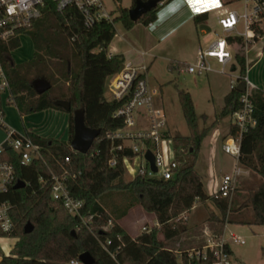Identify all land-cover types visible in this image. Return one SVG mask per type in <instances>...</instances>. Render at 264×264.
I'll list each match as a JSON object with an SVG mask.
<instances>
[{
	"label": "trees",
	"instance_id": "1",
	"mask_svg": "<svg viewBox=\"0 0 264 264\" xmlns=\"http://www.w3.org/2000/svg\"><path fill=\"white\" fill-rule=\"evenodd\" d=\"M135 0L131 1L134 6ZM168 3V2H166ZM129 7V8H130ZM129 8H119L113 15V21H121L125 28H131L135 22L128 16ZM161 6L142 15L136 22L147 25L156 19ZM206 13L194 16L195 23L204 21ZM28 34L34 45L33 58L25 63L16 64L11 52L19 47V37L0 42V62L10 83V92L23 114L47 109L60 110L68 114V140L43 137L30 134L42 147L43 159L30 165H20L13 161L17 177L25 182V187L10 188L0 195V202L10 203L9 216L13 229L8 234L0 232V237L17 239L8 255H2L0 264H71L78 260L81 253L87 251L95 259V264H208L212 260L188 259L186 251L178 252L181 238L188 231L181 215L188 212L195 203L211 201L219 210L220 218L210 214L209 220L217 223L218 233L227 220L229 212H238L250 208L253 217L250 225H264V92L254 89V117L256 125L245 133L241 140L238 162L251 168L261 177L256 188L246 189V195L222 197L219 192L206 194L201 176L196 169L202 141L211 125L200 128L199 117L195 112L188 91L178 90V100L189 129L185 136H172L173 146L179 150L178 168L172 178H150L137 174L124 181L125 169L118 156L114 167L108 165L110 141L105 138L106 131L122 126V120L113 117L118 103L108 101L104 96L107 78L118 72L123 57L108 55V46L115 35L113 25L100 20L91 27L84 25L83 15L74 6L57 11L52 0H45L41 16L32 26L18 31ZM263 35L264 31L259 30ZM235 43V58L245 70V59L241 53V39L229 37ZM50 58L61 65L57 68ZM172 67V66H171ZM56 69L58 75L56 78ZM173 68V67H172ZM45 79L50 88L38 94L33 82ZM62 82L58 84L59 82ZM56 86V90H54ZM240 92L230 90L225 96L218 117H225L240 106ZM55 100H67L70 110L55 106ZM83 109L84 123L87 127L100 129L86 154L73 151L70 140L73 135V111ZM202 120L205 115H202ZM230 126L228 135L234 134ZM69 158V161H65ZM68 172L65 178L70 195L83 202L81 215L72 216L62 203L52 200L49 189L51 172L60 175ZM46 180L44 185L39 178ZM130 190L136 197L133 203L122 209V204L114 200L113 207L100 202L103 194L111 190ZM239 189L236 188L235 191ZM134 205H139L154 214L157 225L150 231L139 233L132 238L119 225ZM29 221L33 230L24 233V225ZM73 232V233H72ZM162 235V239L158 238Z\"/></svg>",
	"mask_w": 264,
	"mask_h": 264
},
{
	"label": "built area",
	"instance_id": "2",
	"mask_svg": "<svg viewBox=\"0 0 264 264\" xmlns=\"http://www.w3.org/2000/svg\"><path fill=\"white\" fill-rule=\"evenodd\" d=\"M52 1L57 11H62L68 6L76 7L83 15L86 27H91L100 20H107L114 27L113 15L106 10L102 0ZM172 1L160 0L157 6L162 8ZM235 2L242 4V12L227 9L220 14L217 19L220 32L206 48L197 51L196 60L192 63L173 62L171 66L179 73L215 72L227 75V67H230L229 72L232 74L237 73L236 76L228 74L230 90L236 89L239 83L244 84L245 90L240 92L239 108L230 114L231 126L235 128V132L223 140L221 149L238 161L242 137L256 125L252 92L257 87L248 77L250 63L248 54L251 47L263 36L259 30L264 31V0H222L224 5ZM44 5L45 0H0V42H7L17 36L18 31L31 27L41 16ZM154 25L153 21L146 26L151 29ZM229 37L241 39L242 54L245 59L244 72L241 71L235 58V43L228 41ZM212 60L218 64V68L213 66ZM147 71L146 64L123 61L119 71L107 78L104 93L107 92L108 97L105 94L104 96L108 101L118 103L113 117L121 119L123 123L121 127L105 132V138L111 143L108 165L114 167L119 155L123 166L125 162L133 165V160L137 158L139 164L135 175L144 174L150 178L169 179L174 176L178 168L179 150L173 146L164 110L154 103L157 91L150 86ZM13 100L8 77L0 62V133L3 134L2 137L0 136V195L13 188L19 180L13 161L16 160L20 165L26 166L35 160L43 159L42 147L31 138L30 134L26 131H17L5 122L4 107ZM147 151L153 155L155 172L145 158ZM65 161H69V158ZM242 173L241 167L235 165L230 173L223 175L216 192L222 197L231 196L236 189L235 182ZM67 175V171L60 175L51 172L49 181L51 199L62 203L67 213L78 216L82 223L86 224L87 219L81 215L83 202L72 197L66 187ZM39 183L44 185L46 180L40 177ZM9 209L8 201L0 202V232L3 234L10 233L14 226L9 216ZM141 230L149 231L146 226H142ZM230 242L242 245L245 240L235 233L227 236L219 233L203 246L187 250L186 256L192 260H207L211 255L212 260L208 264H236L229 249ZM71 264L81 263L76 260Z\"/></svg>",
	"mask_w": 264,
	"mask_h": 264
},
{
	"label": "rangeland",
	"instance_id": "3",
	"mask_svg": "<svg viewBox=\"0 0 264 264\" xmlns=\"http://www.w3.org/2000/svg\"><path fill=\"white\" fill-rule=\"evenodd\" d=\"M131 1L132 0H102L106 10L108 12H112L113 15L118 14L120 7L129 8L131 6ZM183 1L189 9L195 11L196 15L203 13L202 10L205 9L209 2L208 0ZM213 4L214 10L218 9L220 11L221 7L227 6L228 9H235L238 13L242 12V4L239 2L224 5L222 4V0H215ZM134 26L133 30H129L124 27L121 21L115 22L114 27L117 35H115L111 40L112 44L117 47L121 46L130 48V45H135V41H141L145 35L149 34V31L147 30L148 28H146L145 24L135 22ZM201 28V24H197L193 20H187L177 28L174 35H172L165 43H161L159 45L160 48H163V51H159V54H157L156 51H154V53L157 55H165L167 58L172 60L192 63V50L190 47L195 42L197 43L198 35L201 34ZM206 29L211 32L213 30H219V26L214 20L208 24ZM119 34L122 35L123 39L119 36ZM17 37H19L20 45L11 52V55L16 64H22L33 58L34 45L28 34L23 33L17 35ZM241 53H243V51H241ZM50 60L56 64L57 68H61L58 61L53 58H50ZM227 68L228 74L233 76L237 75L236 72L233 74L229 72L230 67ZM53 70L56 72L55 75L57 78L58 73L55 68H53ZM228 74L222 75L214 72H210L208 74L179 73L176 69L172 68L171 65H168V62L165 59L156 58L153 61L148 71V79L150 86L157 91V94L154 96V103L156 106L164 110L167 116L169 134L171 136H185L189 134V129L178 100V90H185L191 94L195 112L199 117V126L200 128H205L208 127V125H211L215 118L214 114H217L222 107L223 93L230 89V76ZM60 83L62 82L60 81L58 84ZM54 88V90H56V86ZM105 96L108 97L107 92L105 93ZM58 111L61 114H66L63 111ZM52 114L53 109L23 114L18 111L14 100L12 103H8L4 107L5 122L11 128L21 132L26 131L28 134L37 136L64 138L66 135V125L62 120L54 119ZM202 115L209 117H204L202 120ZM223 123L226 125L227 120L224 119ZM56 129H61V133L56 134ZM210 133L207 136L206 142L210 140V135L212 134ZM218 152L220 153L222 151ZM133 163V165H130L128 162L124 163V181L130 180L135 175L134 173L137 169V165L139 164V159H134ZM245 195L246 193L243 196ZM238 196L241 198L240 194H235V198ZM114 200L117 202L119 200V203L122 204L121 210H124V207L133 203L136 200V197L130 190L124 189L108 191L100 198L101 204L108 207V211L112 214L113 211L110 210L109 207H113ZM199 205L204 206L203 203H199ZM143 211L142 207L134 205L124 216L122 225L128 228L131 234L141 232V225L143 222H147L146 225L148 226L149 219L146 216H141L143 215ZM186 214L187 212L181 215L183 224L186 220ZM126 228L124 229L128 233ZM240 235L244 238L245 244H236L238 251L240 253L243 251L247 252V257L249 259L248 262L250 264H264V238L251 237L252 232L250 231H246ZM16 240L17 239L13 237L0 238V255L7 253L9 247L13 245Z\"/></svg>",
	"mask_w": 264,
	"mask_h": 264
},
{
	"label": "crops",
	"instance_id": "4",
	"mask_svg": "<svg viewBox=\"0 0 264 264\" xmlns=\"http://www.w3.org/2000/svg\"><path fill=\"white\" fill-rule=\"evenodd\" d=\"M208 1V5L205 7V9L202 10L203 13L207 14V17L204 21L197 23L202 25V28L200 30L202 35L199 34L197 38V43L195 42L190 47L192 50L193 62L196 60L197 51L200 48H206L216 38V34L220 32V30H213L209 32L208 29H206L208 24L214 20L217 22V19L220 14L224 12V10L228 9L227 6H225L221 7L220 11L218 9L214 10L213 2H215V0ZM194 16H196L195 11L189 9V7L185 4L183 0H173L168 5L159 9L156 14V19L154 21V28L149 29L146 26V28H148L147 30L149 31V34L145 35V37L141 39V41H135L134 44L136 46L130 45V48L121 46L117 47L116 45H113L111 41L110 45L108 46V54L121 55L124 61H130L133 64H146L148 66V71L150 65L156 58L167 60L168 65H172L173 62L186 63L185 61L172 60L167 58L165 55L157 54H159V51H163V48H160L159 45L161 43H165L172 35H174L177 28L181 24H183L187 20H193ZM134 27L135 26L133 25L131 28H129V30H133ZM115 35L117 34L115 33ZM119 36L122 38V35L119 34ZM140 45L144 47H141ZM154 51H156L157 54L154 53ZM248 55L250 59V63L248 65V77L259 90H262L264 92V33L261 40L251 47ZM212 63L215 68L219 67L218 64L215 63V61L212 60ZM229 91L230 89L223 93V101L224 96ZM218 113L214 114L215 118L213 122L215 123L212 125L211 129L208 131L206 137L202 141L198 161L196 164V169L201 176L205 193L212 194L217 191V188L221 183L223 175L230 173L235 165H239L243 171L242 175L235 182V188H238L239 190L234 191L231 197L234 198L235 194H240V197L242 198L243 195L246 193V189L256 188L259 185L261 177L251 168L242 165L233 157L228 154H225L222 151L221 145L223 140L228 136L231 121L230 115L220 118L217 116ZM52 115L54 119L62 120L66 125L65 137L58 139L67 141L68 114H61L58 110L53 109ZM206 117L208 118L209 116ZM224 119L227 120L226 125H224L223 123ZM55 133L60 134L61 129H56ZM209 133L211 134L210 140L206 142ZM218 151H222L220 152L221 154ZM241 198H239L238 196V201L241 200ZM203 204L204 206L199 205V203H195L192 208L187 212L184 224L188 228V231L181 238V241L178 246V252L182 250L187 251L191 248L198 246H203L208 240H210L219 233H223L225 236L229 235L230 233H235L241 236L240 234H243L246 231H250L252 232L251 237L264 238V225L248 224V222L251 221L253 217V213L250 208H246L238 212H229L227 215L226 222L223 224L221 231L218 233L217 223L215 221L209 220L208 217L210 216V214H213L220 218L219 210L209 200L203 202ZM141 216H146L149 219L150 223V225L148 223L147 226V222H143L141 228L142 226H146L150 231L153 226L157 225L154 214L145 213L143 211V215ZM122 220H124V217L118 220V223L122 227L126 228L122 225ZM126 230L132 238L136 237L139 233L142 232L141 230V232L131 234L128 228H126ZM158 238L162 239V235L158 234ZM11 246L9 247L7 253H5L4 255H8ZM229 249L232 254V258L236 262V264H250L248 262L249 259L247 257V252L243 251L240 253L237 249L236 244L230 242ZM1 257L2 255H0V259ZM180 264H183L181 259Z\"/></svg>",
	"mask_w": 264,
	"mask_h": 264
},
{
	"label": "water",
	"instance_id": "5",
	"mask_svg": "<svg viewBox=\"0 0 264 264\" xmlns=\"http://www.w3.org/2000/svg\"><path fill=\"white\" fill-rule=\"evenodd\" d=\"M160 0H135L134 6L128 9L129 19L136 22L142 15L151 11L158 5ZM235 67L232 68L234 70ZM33 87L38 94H42L50 88V84L45 79H36L33 82ZM239 92L245 90L243 83H239L236 87ZM54 105L63 108L65 111L70 110V103L67 100H55ZM100 134V129L87 127L84 123V111L83 109H77L73 111V135L70 140V147L72 150L86 154L90 149L93 141ZM2 137V132L0 133ZM145 158L150 164V168L155 172L156 167L154 165L153 155L150 151H147ZM25 182L22 180H17L14 189H19L25 187ZM33 230L32 224L27 221L24 225V233H30ZM73 233V232H72ZM81 264H95L94 257L87 251L81 253L78 257Z\"/></svg>",
	"mask_w": 264,
	"mask_h": 264
}]
</instances>
